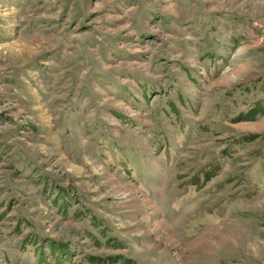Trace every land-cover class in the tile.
Returning <instances> with one entry per match:
<instances>
[{
    "label": "rangeland",
    "instance_id": "1",
    "mask_svg": "<svg viewBox=\"0 0 264 264\" xmlns=\"http://www.w3.org/2000/svg\"><path fill=\"white\" fill-rule=\"evenodd\" d=\"M263 201L264 0H0V264H264Z\"/></svg>",
    "mask_w": 264,
    "mask_h": 264
},
{
    "label": "bare ground",
    "instance_id": "2",
    "mask_svg": "<svg viewBox=\"0 0 264 264\" xmlns=\"http://www.w3.org/2000/svg\"><path fill=\"white\" fill-rule=\"evenodd\" d=\"M75 169H76V168H75ZM121 195H123V197H125V195H124V194H121ZM263 202H264V201H263ZM196 242H197V241H196ZM194 244H195V243H192V244H191V247L193 246L192 248H194V247H195V245H194Z\"/></svg>",
    "mask_w": 264,
    "mask_h": 264
},
{
    "label": "trees",
    "instance_id": "3",
    "mask_svg": "<svg viewBox=\"0 0 264 264\" xmlns=\"http://www.w3.org/2000/svg\"><path fill=\"white\" fill-rule=\"evenodd\" d=\"M208 177H209V174H205V176H204V180H207Z\"/></svg>",
    "mask_w": 264,
    "mask_h": 264
}]
</instances>
